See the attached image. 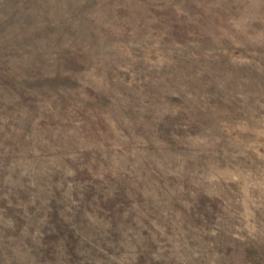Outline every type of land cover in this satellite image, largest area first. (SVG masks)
<instances>
[{
	"label": "rangeland",
	"instance_id": "rangeland-1",
	"mask_svg": "<svg viewBox=\"0 0 264 264\" xmlns=\"http://www.w3.org/2000/svg\"><path fill=\"white\" fill-rule=\"evenodd\" d=\"M26 4L0 0V264H264V0Z\"/></svg>",
	"mask_w": 264,
	"mask_h": 264
},
{
	"label": "trees",
	"instance_id": "trees-1",
	"mask_svg": "<svg viewBox=\"0 0 264 264\" xmlns=\"http://www.w3.org/2000/svg\"><path fill=\"white\" fill-rule=\"evenodd\" d=\"M30 1L31 0H25V2H27V4L23 7V9L26 12L31 10L30 9ZM32 1H34V0H32ZM12 13H15V12H12ZM27 16H29L28 12H27ZM8 20H9V18L6 17L5 21H7V22H4V25L9 23ZM21 33H23V30L21 28H18V30L16 31V34H21ZM32 34H38V33L35 31ZM16 39H17V36L11 37V40H12V44L11 45H14L15 47H17ZM63 70L64 71L66 70L67 72H73L70 69V67H65V68H63ZM43 77H44V79H39V78H43ZM45 77L46 76H43L41 74V75H39L38 80L41 81L42 83H44L46 81H49V79H45ZM34 83H35V79H34ZM55 93H56V95L58 97L62 98L63 95H61V93L59 91H57ZM21 193H23V192H21ZM52 203H53V205H52ZM48 209L51 210V211H48V214L51 216V224H52L51 227H53L52 229H48L49 232H50V235H51V237H49V238L59 239L58 241H61L65 245V247H69L68 250L70 252H71V250L72 251L75 250V249L77 250L76 246H78L79 242L76 239V236L74 234H71V233L67 232V231H69V229L66 228L65 225L62 224L61 221L58 219L57 216L59 215V212L57 210V206L54 204L53 201L51 202V204H49ZM20 215H22V214H20ZM20 215H18L17 218H16L17 219L18 228H20V226L22 224H24V221L22 220V218H20ZM56 217H57V223L55 224ZM70 232H72V231H70ZM66 234H67V236H66ZM63 236H64V238L60 239V237H63ZM53 239L50 240V243H52ZM58 241H57V243H58ZM41 246H42V248H45L46 245H45V243L41 242ZM73 253H75V252H73ZM71 254H72V252H71ZM72 256L76 257L73 254H72Z\"/></svg>",
	"mask_w": 264,
	"mask_h": 264
}]
</instances>
